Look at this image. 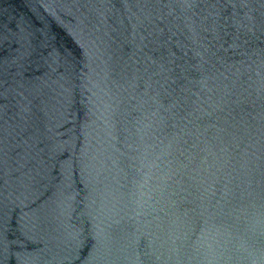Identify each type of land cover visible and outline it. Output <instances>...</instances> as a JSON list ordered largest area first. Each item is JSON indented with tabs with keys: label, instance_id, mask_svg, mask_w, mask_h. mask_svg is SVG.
<instances>
[{
	"label": "water",
	"instance_id": "1",
	"mask_svg": "<svg viewBox=\"0 0 264 264\" xmlns=\"http://www.w3.org/2000/svg\"><path fill=\"white\" fill-rule=\"evenodd\" d=\"M0 264H264V0H0Z\"/></svg>",
	"mask_w": 264,
	"mask_h": 264
}]
</instances>
